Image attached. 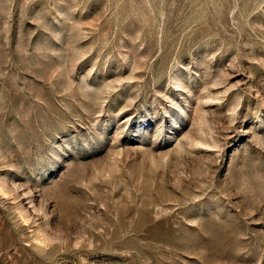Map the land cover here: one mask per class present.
Segmentation results:
<instances>
[{
  "label": "rangeland",
  "instance_id": "rangeland-1",
  "mask_svg": "<svg viewBox=\"0 0 264 264\" xmlns=\"http://www.w3.org/2000/svg\"><path fill=\"white\" fill-rule=\"evenodd\" d=\"M0 264H264V0H0Z\"/></svg>",
  "mask_w": 264,
  "mask_h": 264
}]
</instances>
